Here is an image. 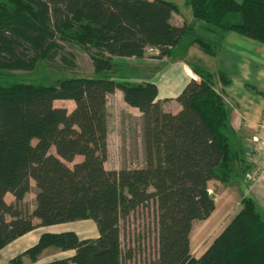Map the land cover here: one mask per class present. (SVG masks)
Masks as SVG:
<instances>
[{
    "label": "trees",
    "instance_id": "1",
    "mask_svg": "<svg viewBox=\"0 0 264 264\" xmlns=\"http://www.w3.org/2000/svg\"><path fill=\"white\" fill-rule=\"evenodd\" d=\"M187 4L205 32H233L264 45V0ZM175 11L166 0H0V72H31L40 62L72 70L75 54L68 49L80 46L95 73L52 85L0 76V250L37 227L92 221L98 233L85 239L43 233L17 264L35 262L46 250L73 253L45 264H264V209L249 195L199 258L190 250L193 223L215 210L208 184L226 187L250 169L226 135L228 109L215 81L227 83V77L187 62L199 81L189 80L175 97L180 109L174 114L163 111L154 83L114 77L120 71L115 58L141 59L148 50L157 58L173 56L192 31L171 23ZM191 44L213 56L219 42L196 37ZM116 90L141 114L142 168L104 167L107 96ZM61 101L73 102V109L54 106ZM31 182L29 212L21 204ZM7 194L13 202L5 201ZM150 207L155 248L143 257L140 247L123 244L121 226ZM134 240L144 242L139 234Z\"/></svg>",
    "mask_w": 264,
    "mask_h": 264
},
{
    "label": "rangeland",
    "instance_id": "2",
    "mask_svg": "<svg viewBox=\"0 0 264 264\" xmlns=\"http://www.w3.org/2000/svg\"><path fill=\"white\" fill-rule=\"evenodd\" d=\"M187 1V0H186ZM178 2L177 12L186 18L188 14L190 15L191 10L188 4H183V2L176 0ZM192 19V18H191ZM194 21V20H193ZM194 30L192 29L191 33L186 35L180 44L174 48L173 56L163 58H157L158 52H149L146 51V55L141 59H119L115 58L114 63L119 67V72L115 75L116 80H125L132 84L145 82V79L157 80L156 75L162 74L164 67L168 66L167 63H173L180 61L182 58L187 59L186 62L193 63L194 65H199L202 67L196 58V56L188 55L186 53V45L196 37L204 38L210 40L212 37L211 33L204 31V24L201 22H194ZM75 54V63L76 66L72 70H54L48 67L45 63L40 62L36 65L35 69L31 72H22V71H9V72H0V76L3 77L6 81L15 82V83H30L35 85H52L63 79L72 78V77H93L95 76L93 66L91 64L90 58L86 51L82 47H74L68 49ZM208 60L210 57L205 54L201 55L202 61ZM163 59V60H162ZM189 67V66H188ZM190 68V67H189ZM204 68V67H203ZM172 67L167 68L166 77L175 76V72L172 71ZM206 69V68H205ZM207 70V69H206ZM192 71V70H191ZM213 72V71H211ZM220 72V71H219ZM222 73V72H221ZM223 75L227 77L224 73ZM229 80V78L227 77ZM160 84V96H163L162 82L158 81ZM217 82V78L216 81ZM226 84L223 82H217V84ZM248 83L251 85V81L248 80ZM155 84V83H154ZM156 85V84H155ZM118 92L114 91V95L109 97L107 101V157L105 161V169L107 170H119V169H136L142 168L144 164L143 157V146H142V122L141 116L138 112L133 111L127 108L121 98L119 97ZM216 91L219 95L222 96L225 106L229 105L228 98L224 95V92L221 89L216 88ZM121 92V91H120ZM181 92V90H180ZM249 96H256L257 94L247 91ZM174 103L167 102L165 107L174 106ZM55 107L66 108L68 112L73 109V104L71 102H55ZM163 109V108H162ZM171 109V108H170ZM168 110H164L168 112ZM170 112V111H169ZM174 114V113H173ZM232 127L230 126V117L228 114V126L226 128V135L229 138V143L233 148L242 149L244 151V157L246 159V164L250 166V174L256 170V165L258 164L257 160H261L260 164H264V158H257L256 153L258 152V139L253 138L249 141L239 140L238 136L233 133ZM247 137V136H246ZM244 138V137H243ZM251 138V137H247ZM53 153V150L51 151ZM80 158L76 157L74 162L79 161ZM71 166V164H68ZM246 176V175H245ZM244 176V177H245ZM253 177L247 178L248 182L245 185L249 189V196L253 197L260 210L264 209V179L262 182H255L258 176L252 175ZM252 179V180H251ZM237 181V180H236ZM210 193H212L217 200V208L215 214L207 221H198L193 223L192 232H191V254L195 258H199L203 252L211 245L213 240L223 231V229L229 224L233 217L239 212L241 206L239 203V198L241 195H238L235 202L233 200L229 201L231 195L226 194L224 187H222L218 182L211 181L208 184ZM35 187L34 183L31 182V190L22 201V208L27 211H32L34 208V194ZM247 196V195H246ZM5 201L7 203L13 202V197L11 195L5 196ZM233 202L232 205L226 204ZM226 207V208H224ZM264 212V211H262ZM93 223L92 221H90ZM79 222L67 223V228H72L79 232L75 228V225ZM94 224V223H93ZM95 225V224H94ZM124 233L123 244L135 246L136 249L140 247L143 250V257H152V253L155 248V227L153 223L152 208L141 209L126 220L121 226ZM74 231V232H75ZM141 235L144 238V242H141L139 245L135 242L134 238L136 235ZM139 254V253H138ZM141 256V254H139ZM136 255V262L140 260V256ZM151 255V256H150ZM18 255L13 257L9 263L0 264H17L16 259ZM142 258V257H141ZM28 262L24 260L21 264Z\"/></svg>",
    "mask_w": 264,
    "mask_h": 264
},
{
    "label": "crops",
    "instance_id": "3",
    "mask_svg": "<svg viewBox=\"0 0 264 264\" xmlns=\"http://www.w3.org/2000/svg\"><path fill=\"white\" fill-rule=\"evenodd\" d=\"M166 1L171 2L176 7V11L172 13L171 16V23L175 26H181L185 23L189 26H192V29L194 30L195 21H193L194 18L192 12L185 18L177 12L178 2H176V0ZM179 1H182L183 4L187 3L186 0ZM211 37L212 38L210 39V41L219 42L218 48L215 51V55L211 56L203 53L196 46H193L190 41L185 47L186 53H188L187 56H196L198 62L200 61L199 63L203 64L202 67L206 68L208 71H220L229 78L228 82L225 85L221 83L217 84V82H219L217 81L216 88L221 89L224 92L226 98H228L227 102L229 103V105H226V107L228 109V114L230 117V126L233 130L232 132L236 133L235 136L237 135L239 140H242L244 142L249 141L250 139L252 141L253 138H259L258 144H256L258 146V152L256 153V155L257 158H264V45L248 40L233 32L226 33L222 37L212 34ZM148 51L152 52L151 50ZM202 54H205L210 58L206 60V57H204L205 61H202ZM186 60L187 59L182 58L180 61L167 63L168 66L164 67V71L162 70V73H164V75H156V77H158L157 80H144L145 82L149 81L156 84L158 90L157 99L161 107L165 111L171 108L169 110L171 113L178 112L180 107L175 102V97L180 93V90L183 89V87L189 82V80L195 79L199 81V77L196 76L186 64L189 60L187 62ZM168 67L173 68L171 72H175V76L166 77ZM159 80L162 82L161 87L163 90V96H160V84L158 82ZM248 80L251 81V85L248 83ZM248 90L251 93H255L257 95L249 96L247 93ZM116 92L118 91L116 90ZM114 94L108 95L107 101L109 100V97L113 96ZM118 94L122 100V93L119 91ZM167 102H175V105L169 108L165 107V104ZM71 103L73 104V102ZM123 104L127 108L138 112V110L129 107L124 102ZM139 115L141 116L140 113ZM246 136L251 138H247ZM257 161V171L252 172L250 174V177H253L252 175L258 176L255 182H262L264 179V164H260L261 160ZM245 175L246 176L242 179L240 178L237 181H233L223 188L226 194L231 195L229 201L233 200V202H235L238 195H241V197L239 198L240 203L241 199L250 193L249 189L245 185L246 183L251 182L247 179L250 178L248 176L249 173H246ZM229 201L228 204H226V207L233 204V202L230 203ZM216 208L217 200L215 199L214 212L208 219L203 221L209 220L215 214ZM38 222V220H34L35 224H38ZM78 224L81 225H75V228H78L77 230L79 232H76L73 229L74 227H65L69 224L50 227H37L31 232L14 240L13 242L5 246L2 250H0V262L9 263L13 257L32 247L43 233H61L75 231L74 233L80 239L97 237V229L93 223H91L90 221H80ZM72 253L73 252L71 251L54 252L46 250L35 262L28 261L24 264H45L53 259H62L69 257L72 255Z\"/></svg>",
    "mask_w": 264,
    "mask_h": 264
}]
</instances>
